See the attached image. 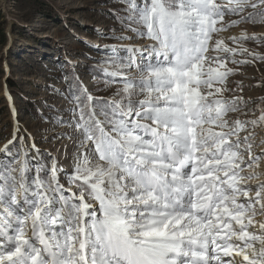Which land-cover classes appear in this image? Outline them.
I'll return each mask as SVG.
<instances>
[{"label":"snow or ice","instance_id":"1","mask_svg":"<svg viewBox=\"0 0 264 264\" xmlns=\"http://www.w3.org/2000/svg\"><path fill=\"white\" fill-rule=\"evenodd\" d=\"M121 2L118 19L149 43L105 46L113 98L70 86L81 138L69 187L56 157L0 162V264H264V108L231 119L250 100L224 95L229 63L252 62L237 55L264 60L243 46L264 34L223 36L264 24V0Z\"/></svg>","mask_w":264,"mask_h":264},{"label":"rangeland","instance_id":"2","mask_svg":"<svg viewBox=\"0 0 264 264\" xmlns=\"http://www.w3.org/2000/svg\"><path fill=\"white\" fill-rule=\"evenodd\" d=\"M126 7L121 0H0L7 38L0 46V148L16 136L8 145V152H0V162L11 159L8 153L27 152L50 167L51 158L56 157L64 170L60 182L69 187L64 176L73 167L77 141L81 138L75 131L79 115L74 118L69 110L73 107L69 102L70 86L79 88L82 84L94 97L113 98L118 82L106 84L111 78L104 70L114 68L109 60L111 52L105 46L148 41L126 27L129 21L121 23L118 19L129 15ZM234 30L264 34V24L242 23L227 31ZM120 35L135 38H112ZM225 42L236 46L230 40ZM243 46L264 55V42L246 40ZM119 54L126 55L123 51ZM237 59L252 62L229 63V67L238 71L228 78V87L234 91L224 95L242 96L250 102L244 112L230 114V118L255 119L259 109L264 108L261 99L264 98V60H252L248 55H237ZM254 131L253 151L258 154L264 149L260 143L264 124ZM30 164L36 165L37 160H30Z\"/></svg>","mask_w":264,"mask_h":264},{"label":"trees","instance_id":"3","mask_svg":"<svg viewBox=\"0 0 264 264\" xmlns=\"http://www.w3.org/2000/svg\"><path fill=\"white\" fill-rule=\"evenodd\" d=\"M4 24V17L0 15V46L4 45L7 41Z\"/></svg>","mask_w":264,"mask_h":264},{"label":"bare ground","instance_id":"4","mask_svg":"<svg viewBox=\"0 0 264 264\" xmlns=\"http://www.w3.org/2000/svg\"><path fill=\"white\" fill-rule=\"evenodd\" d=\"M241 32H238V31H225L223 33V36L224 37H229V36H236V35H239ZM149 43V41H146V42H141V43H136L135 45H140V44H147ZM64 168V167H63Z\"/></svg>","mask_w":264,"mask_h":264}]
</instances>
